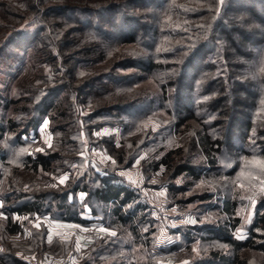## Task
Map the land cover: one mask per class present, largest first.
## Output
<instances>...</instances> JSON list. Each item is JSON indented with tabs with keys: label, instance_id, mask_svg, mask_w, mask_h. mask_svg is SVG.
<instances>
[{
	"label": "trees",
	"instance_id": "1",
	"mask_svg": "<svg viewBox=\"0 0 264 264\" xmlns=\"http://www.w3.org/2000/svg\"><path fill=\"white\" fill-rule=\"evenodd\" d=\"M29 18L35 27L18 30ZM16 46L29 51L33 70L8 78L13 94L0 91V107L12 112L0 119V165L8 164L12 143L22 145L42 116L50 118L55 147L22 152L14 171L0 170L5 234L21 232L13 214L85 224L84 205L108 227L136 229L150 216L149 205L141 188L118 170L131 167L144 151L149 157L140 162L142 171L150 177L163 167L169 189L181 175L198 178L208 170L226 176L249 171L264 185L258 163L264 161V0H0V65L11 69V59L22 60ZM146 77L156 81L159 107L168 115L159 132L135 129L155 106L152 91L137 83ZM107 125L121 127L119 144L108 137L103 145L90 133ZM162 132L177 134L195 159L172 145L160 146L155 158L152 146ZM86 139L104 147L111 161L84 163L76 147ZM234 153L252 158L253 165L238 171ZM57 161L62 172L77 166L60 192L35 179L43 172L58 175ZM78 192L85 194L82 202ZM211 198L213 193L201 196ZM231 198L220 200L222 219L191 228L203 230L204 250L188 264H264V194L243 239L232 232L239 219ZM33 233L49 249L46 227ZM115 241L103 235L89 244V255L107 258ZM0 257L4 264L2 252ZM9 260L31 264L13 255Z\"/></svg>",
	"mask_w": 264,
	"mask_h": 264
},
{
	"label": "rangeland",
	"instance_id": "2",
	"mask_svg": "<svg viewBox=\"0 0 264 264\" xmlns=\"http://www.w3.org/2000/svg\"><path fill=\"white\" fill-rule=\"evenodd\" d=\"M221 1L219 0V2ZM34 27V20L29 18L22 22L18 30L28 32ZM23 45L21 43V46ZM16 47V53L22 57V60L17 64H13V59H11V69L9 66L0 65V91L5 96L15 92L13 85L10 87L12 88L11 90L6 86L12 81L13 76L21 73L27 74L33 70L32 63L27 59L29 51H23L19 46ZM8 78H10V81H7ZM188 81L186 79L187 83ZM137 83L141 87L146 86L148 90H151L156 100H154L155 106H152L153 110L145 118L138 119L135 129H150L159 132L162 127L161 123H164L162 120L168 118L165 109H161L158 104L161 90L152 77H146ZM5 88L8 89L4 92ZM185 91L186 87L183 85L182 93H186ZM10 115H12L10 110L5 111L0 107V119L4 120ZM79 124H76V127ZM71 128L73 127L71 126ZM240 129L241 127L237 128L238 131ZM90 133L94 139L99 140L102 144L107 143L108 137L114 138L117 144L122 139V129L119 126H100L92 128ZM179 138L177 134L168 135L162 132L152 146L153 149L151 151L153 154L156 153L155 158L161 152H159L160 146L167 145L166 147H168L172 145L184 154H189L191 159H195L196 153L190 150V146L185 141L183 145L177 142ZM54 139L50 118L42 116L37 129L31 130L23 136L24 143L22 145L12 143L11 148L9 147L8 164L3 167L0 165V170L3 169L8 172L11 168L16 167L18 165V157L22 152L33 154L36 151H44L47 148L55 147ZM101 139H104V141ZM164 139H167L168 144H165ZM98 145L100 146V144H96L93 141L89 142L86 139L82 145H79L78 148L76 147L79 150L77 151L79 155L84 158V163L92 167H98L100 164L104 165L111 161V158L106 154L105 148ZM64 155H66V152ZM233 155L237 169H239L238 171H242L246 165L248 167L253 165H251L252 158L238 153ZM147 156L149 157V153L147 154L144 151L131 167L118 170V174L124 177L126 181L141 188L142 195L149 205L148 213L150 216L145 217L146 220L139 222L136 229L131 224L121 227H108L101 218L93 217L87 205H84L81 216L84 219H88L85 224L62 221L48 215L24 214L18 216L13 214L12 219L19 223L21 232L11 235L6 231L5 234L6 215L2 210L5 204L2 199L5 182L1 179L0 252L5 257L6 262L4 264H12L9 260V255L31 264H81L83 262L88 264H148L150 262L154 264H188L193 258L201 257L202 250H204L201 240L203 230L202 232L201 230L195 232L191 231V228L194 226L203 227V225L216 223L219 219H222L220 200L223 197H228V195L232 197L231 199H235L238 202L236 215L239 220L232 232L237 238L243 239L246 237L247 226L253 219L256 202L264 194V185L261 180H257L255 177L249 178V171L242 175L237 173L233 176H226L217 174L216 170H208L202 171L198 178L181 175L174 180L173 187L169 189L163 174L165 170L163 167L159 171L152 173L150 177L142 171L140 162ZM197 161L199 160L197 159ZM53 165L54 167L57 166V172L55 173L59 171L58 175L43 172L41 176H35V179L40 183L49 185H46V188L60 192V186L66 185L70 175L76 173L77 166L73 163L68 170L62 172L63 164L57 161ZM15 169L13 168V171ZM64 177H67V179H64L63 183H61ZM217 180L219 183L216 182ZM205 193H213V198L202 200L201 196ZM191 197L193 198L191 199ZM84 198L85 194L84 196L80 194V197L77 194V199L80 202ZM44 226L47 229L46 246H50L49 249L42 247L33 233L35 230L40 231ZM101 229L104 230L102 231ZM187 231L190 233V238L184 237ZM111 233H115V235ZM105 234H110L117 239L114 242L116 246H108L107 258H92L89 255V244ZM4 252H7L8 255L5 253V256ZM94 259L101 260L97 261ZM1 260L0 257V262Z\"/></svg>",
	"mask_w": 264,
	"mask_h": 264
},
{
	"label": "snow or ice",
	"instance_id": "3",
	"mask_svg": "<svg viewBox=\"0 0 264 264\" xmlns=\"http://www.w3.org/2000/svg\"><path fill=\"white\" fill-rule=\"evenodd\" d=\"M46 123V122H45ZM258 163H260L262 166H264V161H259ZM64 179H67V177H64L62 180H61V183H63V180ZM102 231L104 230V229H101ZM112 235H115V233H111Z\"/></svg>",
	"mask_w": 264,
	"mask_h": 264
},
{
	"label": "crops",
	"instance_id": "4",
	"mask_svg": "<svg viewBox=\"0 0 264 264\" xmlns=\"http://www.w3.org/2000/svg\"><path fill=\"white\" fill-rule=\"evenodd\" d=\"M77 194H78V197H80V194H83V196H84V193H82V192H78Z\"/></svg>",
	"mask_w": 264,
	"mask_h": 264
}]
</instances>
